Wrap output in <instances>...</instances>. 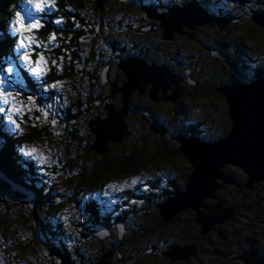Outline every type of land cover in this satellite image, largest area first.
<instances>
[{"label": "rangeland", "instance_id": "obj_1", "mask_svg": "<svg viewBox=\"0 0 264 264\" xmlns=\"http://www.w3.org/2000/svg\"><path fill=\"white\" fill-rule=\"evenodd\" d=\"M149 1L87 0L80 11L70 4L65 5L67 14L80 19L71 18L72 31L82 30L76 39L77 46H71L78 56L72 64L76 71L66 76L62 72L63 62L46 54L51 52V47L44 48L35 40L43 29L41 24L47 26L42 14L48 9L54 11L51 17L54 27L62 23L54 0H48L40 12L29 0H21L19 9L13 7L6 22L13 51L7 58L0 57V93L3 94L0 109H4L0 111V132L7 130L10 138L21 136L27 117L37 115L39 126L42 130L48 127L45 128L48 133L37 141L16 144L0 159L8 162L18 177H27L30 165L34 164L36 177L32 168L29 178L49 194L45 206L52 211L42 210L43 219H40L44 221H37L39 224L31 234L30 227L36 225L37 219L29 214L24 203L29 204L32 200L28 198L32 192L35 196V192L19 183L26 191H12L7 187L9 184H5L8 176L0 168V264H101L104 258L107 264H264V178L248 186V175L240 167L227 163L222 167L225 178L217 179L216 188L202 199L199 207L208 215L211 207L220 214L223 209L224 217L206 230L208 224L202 226L197 222V212L192 208L171 215L165 213V217L160 212L161 206L177 192L186 191L189 180L184 175L191 172L192 164L184 156L174 157L172 162L164 161L163 146L159 143L163 145L161 140L166 136L161 137L154 129L149 133L154 123L160 126L157 130L165 129L163 135L168 128L170 145L176 137L184 135L179 131L202 129L203 134L198 136L205 141L221 139L229 132L231 120L225 98L213 90L255 81V72L264 71V28L251 19L253 13L264 12V0H198L210 14L219 18L232 15L238 17L237 23L228 22L223 28L206 23L192 28L183 25L184 33L174 31L167 39L163 37L161 21L143 17L135 4L140 2L146 6ZM153 1L168 5L182 0ZM162 10L169 12V9ZM17 13L25 27L28 23L38 25L23 32L26 47H21V34L16 32V27L20 26L14 24ZM84 22L95 33L82 27ZM186 31H190L189 36ZM61 32L68 33L62 28L50 32L47 44L55 47L54 40ZM116 46L125 48L123 55L127 58L117 59ZM59 47H62L60 43ZM138 47L143 52L139 53L141 56L154 58L153 62L162 67L177 63L176 73L167 67L181 79V86H189L187 92H183L185 97L179 90L175 100L169 98L176 87L171 81L165 85V90H157L155 96L159 98L155 100L149 97L148 89L152 85L148 83L151 87L144 84V91L139 93L142 97H138L136 89L130 93L123 109L121 86H116L115 82L124 77V72L116 67L128 61V54L137 55L132 53L137 52L132 48ZM41 48L45 49L44 53L40 52ZM147 49L149 53L145 52ZM225 52L236 57L241 67L239 73L234 71L233 63L222 56ZM25 55L29 57L27 62ZM37 67L41 71L34 73L32 69ZM50 69H55L59 76L51 79L47 86L44 78ZM24 72L39 82V92L26 86ZM98 74L102 81L106 78V82L99 84ZM190 78L196 84L186 83ZM108 82L113 83L110 88ZM88 94L104 108L97 110L89 104ZM4 96L8 97V104L3 102ZM78 99L81 104L86 103L79 107ZM13 102L20 109L19 114L12 110ZM109 106L114 110L110 111ZM112 112L120 117L117 125L114 121L112 125L119 136L98 152L95 144H99V138L92 122L103 120ZM68 113L71 115L67 116ZM142 147L145 150L141 159L149 161L142 168L103 178L96 185L89 184L92 169L100 167L102 161L116 165V161ZM3 149L0 136L1 152ZM16 156L22 160L18 161ZM89 209H92L91 214ZM102 218L114 223L110 228L104 224L108 230L99 228L103 231L101 236L94 225L102 223ZM118 223L122 228L118 229ZM43 227L51 233L49 239L43 234ZM61 241L66 243L64 252L58 249ZM172 247L186 250L180 251V255L178 252L167 255ZM185 253L189 255L184 257Z\"/></svg>", "mask_w": 264, "mask_h": 264}, {"label": "water", "instance_id": "obj_2", "mask_svg": "<svg viewBox=\"0 0 264 264\" xmlns=\"http://www.w3.org/2000/svg\"><path fill=\"white\" fill-rule=\"evenodd\" d=\"M146 13L149 17L157 18L161 21L160 24L163 28V37L165 39L171 37L174 31L184 33L182 31L183 25L192 28L195 24L206 23L210 25L217 24L220 28H223L228 22H237L236 17L219 18L210 14L204 7H198L193 3H187L182 7L171 8L168 13H157V11L152 9L146 10ZM253 14L251 19L264 28V13L255 12ZM127 60L128 61H122L119 64V68L125 73L127 79L126 83L119 88V92L125 103L123 106L124 110L127 100L129 99V94L135 88L142 89L140 85L141 82L150 83L152 85L150 89L152 98H154L152 94H156L159 89L165 90L167 88L165 85H169L171 81L172 83L174 82L176 87L169 98L175 100L179 95L178 91L181 90V88L178 84V77L171 74L168 68L156 64L147 65L138 57H130ZM135 60L143 64L141 70H138L136 67L129 69V62ZM144 75L145 77L147 76V81ZM216 90L224 96L228 106V114L231 120L229 132L221 139L215 141H205L201 139L200 136L194 134L178 137L180 153L192 164V170L188 177L189 183L187 182L186 184L185 192H177L175 196L169 197L166 203L161 206L160 211L161 214L166 217L165 213L171 215L179 213L184 209L192 208L197 212V222L199 221L202 226L208 224L205 228L203 227L204 230L221 218V216H225L223 209L220 214L218 210H214L215 207L209 209L210 215L203 214L199 210L202 199L210 196L216 188L217 179L225 178L222 171V167L225 164L230 163L240 167L248 175V186L264 178V78H256L255 81L248 83L222 86L220 88L218 87ZM108 109L110 111L114 110L112 106H109ZM118 115V113L115 114L112 112V114H109L108 117L103 120H93L92 123L96 126L94 130L97 132L99 138V144H95L97 146L96 151L100 152L104 148L103 146H106L109 141L115 142L116 138L119 136H116V134L119 133H116L115 127L112 129V125L114 124L113 121L116 125L118 123V119L120 118ZM114 119L117 120L115 121ZM159 127L160 126L154 123L151 129H154L155 132L159 131L161 135H163L165 129L161 127L160 130H157ZM2 177L4 178V175ZM9 181L11 183H9ZM9 181L6 180L5 184L8 183L9 186L7 187L12 191L16 190L22 192L25 190L20 188L19 185H15L11 179H9ZM33 194L32 192L30 195L31 198H28L32 200L28 202L32 208L35 206L36 200ZM165 217L163 218L167 221L168 218ZM117 225L118 229L122 228L120 223ZM94 226L96 233L101 236L103 231L98 230L99 228L108 230L107 226L103 223L95 224ZM184 250L186 249H174L172 247L167 255L172 256V254L176 252L180 255V251ZM188 255L189 253H185L184 257ZM106 262V258H104L100 263L107 264Z\"/></svg>", "mask_w": 264, "mask_h": 264}, {"label": "trees", "instance_id": "obj_3", "mask_svg": "<svg viewBox=\"0 0 264 264\" xmlns=\"http://www.w3.org/2000/svg\"><path fill=\"white\" fill-rule=\"evenodd\" d=\"M20 1L21 0H0V57L5 56L7 58L8 54H11V51H13L12 50V43L13 42L11 41V39L9 38V35L7 33L6 22L11 17L13 7L18 8ZM86 1L87 0H54L55 7L56 6L58 7V15L61 17L63 24L61 23L58 25V27L57 26L54 27L53 20L51 18L54 16V11H50L48 9L46 13L42 14L44 17V21L46 22L47 26L41 24V28H43V29H42L41 33H37L38 39L35 38V40L39 41V42L37 41V43H40L41 45H43L44 48L49 47V46L51 47L49 49V50H51V52L46 53L47 55H50L51 58H55V59H58L60 62L61 61L63 62V64H62L63 65V71L62 72H63V75H65V76L69 73H73V71H76L72 64L78 60V56H77V53L75 50H73V51L71 50V46H77V44L75 45L76 39H79V37L81 36L79 34L82 31V30H79V32H77L75 30L72 31L71 28H72L73 22L71 21V18L76 16L77 21H79L80 19H79V17H77V15L67 14L65 12V5L70 4V5L74 6L75 9L79 8V11H80L83 8L82 6L85 4ZM91 1L93 2V0H91ZM94 4H95V1H94ZM261 13H264V12H261ZM81 26L84 28H87L90 32L95 33V32H93V29L89 28L88 24H85V22ZM61 28H62V30H65V31L67 30L68 33L61 32L59 34V36L55 38V40H54L55 47H53L50 43L47 44L46 39L49 37L48 35H50V32H54V31L56 32V30H60ZM35 33H36V30H35ZM59 43L61 44L62 47H59ZM124 49H125L124 47L116 46L115 51H117L118 54H116V52H115V55H116L118 60L124 54ZM134 49L136 50V48H134ZM44 50L45 49L42 50V48H41L40 52L44 53L45 52ZM147 51H149V49ZM225 54H226V52H225ZM232 62H233V64L239 66V62L236 60V57H234L232 59ZM117 63H118V61H117ZM161 63H163V61H161ZM0 66H1V63H0ZM116 68H119V67L117 66ZM46 73L47 74L45 75L44 79H45V81H47V83H45V84L47 86H49V84H51V81L55 77L59 76V73L55 69H50ZM99 74L97 75V79H98L97 82H99V84H100V82L102 83V79L100 78ZM258 76L264 77V71H261V70L256 71L254 78L258 77ZM24 77H25L24 81L26 83V86L28 88H30L31 90L35 89L34 91L39 92V90L37 89L39 82L34 78L26 76V72H24ZM10 81H12V80H10ZM32 84H34V86H31ZM216 89L217 88H215L213 91L215 93H219V92H217ZM32 93L33 92L30 91V94H31L30 96H33ZM102 95L105 96V93ZM35 96H37V95L34 94V97ZM87 99H86V101L89 104L94 105L95 108H97V110L98 109L101 110L102 108H104L103 105H98L95 102V99H93L90 94H88ZM76 102H78L79 107L83 106V104L86 103V102H82V104H81V101H79V99ZM67 111H68V109H67ZM69 115H71V113H68L67 116H69ZM68 119H71V118L68 117ZM26 121H27L26 128L23 130L24 133L21 136H13L12 138H10L9 137L10 135H9L7 130L2 131L3 133L0 132L2 146L5 148L2 150V152L0 150V158H2L4 153L7 152V150L11 149L16 144L18 146L21 144L22 141L23 142L26 141V143H27V141L31 142V140L37 141L42 137V134L44 135L45 132L48 133V130H46V129H48V127H43V130H42V128L39 126V121H38L37 115H35V116L31 115V116L27 117ZM150 130L153 132V130L151 129V126L149 128V133H151ZM203 132H204V130H202V129L198 130V131H186V132L185 131H179V133H184V135H191V134L202 135ZM162 136H166V137L164 138ZM168 136H169L168 134L161 135V137H162L161 142H163V145L161 143H159L161 146H163L161 152H162V155L164 156V161L172 162L175 160L174 157L183 158V155L179 151V142H177V143L175 142V141H178L177 137L174 139L173 138V137H175L174 135H173V137L170 136L171 139L175 140V141L172 140L173 144H171L169 142L171 145V147H170V145H168V142H167ZM165 142H166V144H165ZM88 144H90V142ZM164 145H166V146H164ZM172 146H174V147H172ZM143 149L145 150V148H143V147H142V149L140 148L138 150L134 149L131 154H127L124 156L123 159H119L120 161H116L118 163L116 165H113L111 162L102 161L100 167H94L92 169V173L90 174L91 177L89 178V184L90 185H96L103 178L117 177V176H120L122 173H127V172L130 173L132 170H138L139 168H142L147 162H149L148 160L141 159L142 153L144 151ZM16 158L18 161L22 160V158H20V156H16ZM153 159H155V158H153ZM9 160H11V159H9ZM0 168L14 182H16L17 184L18 183L22 184V185L26 186L25 188L35 192V198H36L35 206L32 208L29 204L24 203V205L27 206V209L30 212L29 214H31L35 220L37 219L36 225L35 226L32 225L30 227V230L32 231L31 234L34 233L35 227L37 226V224H39V223H37V221H39V222L44 221V220H41V219H43L42 218V214H43L42 210L45 208V210L48 209V212L52 211V208H49V207L47 208L45 206L46 205L45 203H47L49 201V199H48L49 194H47L46 192L44 193L41 185H37V183L34 184V180L29 178V172L32 170V168L35 172V177H36V173H37V171H35L36 166L34 164L30 165V171L27 173V175H28L27 177H25V176L24 177H21V176L18 177L17 175H14V173L12 172L8 162L4 163L1 159H0ZM188 173L190 174V172H187V174L185 175L186 179H188V176H189ZM32 181H33V183H32ZM130 197H132V194L129 196V198ZM21 205H23V204H21ZM89 213L90 214L92 213V209H89ZM40 217H41V219H40ZM95 219H96V217H95ZM101 220L102 221L95 220V222L100 221L103 224H106L107 226H109V228H110V226L112 227V225L114 223L113 221H110V220H107L104 218H102ZM111 229H113V228H111ZM43 234L46 235L47 238H48V236L49 237L51 236V233L48 232L45 227H43ZM49 243H50V241H49ZM60 244H61L60 246L58 245L59 250H61L63 252L65 250H67L66 243L64 241H61Z\"/></svg>", "mask_w": 264, "mask_h": 264}, {"label": "flooded vegetation", "instance_id": "obj_4", "mask_svg": "<svg viewBox=\"0 0 264 264\" xmlns=\"http://www.w3.org/2000/svg\"><path fill=\"white\" fill-rule=\"evenodd\" d=\"M128 1H130V0H128ZM187 3H193V4H195L196 6H198V7H203L199 2H198V0H182L181 2H179V3H176V2H171V3H169L168 5L167 4H164V3H162V4H157V3H155L153 0H151V1H149V5H146V6H144L142 3H140V2H135V4H137V6H138V9H139V11L141 12V14L143 15V17L145 16V17H148L149 19L148 20H150V19H156V18H151V17H149L148 15H147V13H146V10H155V11H157V13H163L164 11L162 10L163 8H165V10H168V9H171V8H175V7H182L183 5H185V4H187ZM166 5V6H165ZM150 7L151 9H147V7ZM159 8H161V10L159 9ZM216 16H219V15H216ZM221 17H225V16H221ZM227 18H229V17H232V15L231 16H226ZM237 18V21H238V17H236ZM152 21H155V20H152ZM158 21L160 22V20L158 19ZM237 23V22H236ZM157 25V24H156ZM155 24H154V26H156ZM150 27H151V25H149ZM212 26H215V24L214 25H212ZM153 27V26H152ZM142 29V28H141ZM184 31V30H183ZM189 33H190V31H186V33L185 34H187L188 36H189ZM192 37V36H191ZM132 49H134V48H132ZM148 50V49H147ZM145 51V52H150V49H149V51ZM135 51H137V52H132V53H138L137 55H133V54H128V55H130L129 57H131V56H134V57H138V58H140V59H142V60H144L148 65H151L152 63H154V64H156L157 62H153V60H155L154 58H151V57H149V56H141V54H139V53H143L142 51H140L139 50V47L138 48H136V50ZM219 51V50H218ZM220 52V51H219ZM123 56V58H127L126 56L127 55H122ZM222 56H224L225 58H227V60L226 61H228V62H230V63H233L232 62V59H233V57H231V56H229V55H227V54H222ZM121 58V57H120ZM159 60V59H158ZM160 62H161V60H159ZM159 64V66H160V63H158ZM158 64H156V65H158ZM176 64L177 63H173V65L172 66H170V64L169 65H165V67H169L170 68V70H172L173 71V73H176V67H174V66H176ZM163 65V64H162ZM235 67V69H234V71H236L237 73H239L240 71H241V68L239 67V66H237V65H235V64H233ZM167 67V68H168ZM171 72V71H170ZM253 76H255V75H253ZM258 77H260V76H258ZM258 77H255V79L256 78H258ZM119 79V78H118ZM117 79V80H118ZM106 78H105V81H102V84L104 83V82H106ZM146 80V79H145ZM180 80L181 79H179L178 78V84L180 85V88H181V93H182V95L185 97V93L187 92V90H188V88H189V86L188 85H183V86H181V82H180ZM184 80V79H183ZM198 80V79H197ZM115 81H116V79H115ZM126 81H127V79H126V76H125V73H124V77H122V78H120V80H118V81H116L115 82V84H116V86H123L125 83H126ZM147 81V80H146ZM191 82H195L194 84H196V81H194V80H192L191 78L190 79H188L187 81H186V83H189V84H191ZM199 82V81H198ZM111 84H113L112 82H108V86H109V88H110V86H112ZM119 84V85H118ZM146 85V87H148V86H150V84L148 85V83H145V82H141V86H142V89L141 88H136V91H137V95H138V97H142L140 94H141V92H143L144 91V89H145V85ZM151 87V86H150ZM149 87V88H150ZM113 88V87H112ZM135 91V90H134ZM150 92V89H148V93ZM183 92H185V93H183ZM140 93V94H139ZM180 93V94H181ZM119 95H120V93H118ZM189 95V94H188ZM188 95H186V96H188ZM109 96H111V95H109ZM152 96L154 97L153 99H155V100H158V96H155V94H152ZM129 97H130V95H129ZM149 97H151V94H149ZM120 98H121V95H120ZM144 102V101H143ZM166 134H168V128H167V133ZM178 139V138H177ZM189 174V173H188ZM185 176V175H184ZM172 182V181H171ZM245 260V262H246V259H244ZM261 262V261H260ZM263 263H264V261H262ZM246 264V263H245Z\"/></svg>", "mask_w": 264, "mask_h": 264}, {"label": "snow or ice", "instance_id": "obj_5", "mask_svg": "<svg viewBox=\"0 0 264 264\" xmlns=\"http://www.w3.org/2000/svg\"><path fill=\"white\" fill-rule=\"evenodd\" d=\"M30 3H33L34 6H35V10L37 12H40V11H43L44 10V7H45V4L48 3V0H29ZM59 22V21H58ZM14 24H20L19 27H16V32L18 34H21V41H20V44H21V47H26L24 41H25V37L23 36V32L25 31H31L32 29L36 28L38 25L37 24H32V23H28L27 24V27H25L22 23H21V18H20V14L17 13V21L14 22ZM27 39L30 41L31 40V37H27ZM24 60L27 62L29 60V57L28 55H25L24 57ZM38 64L41 63L40 61L37 62ZM11 71V70H9ZM32 71L34 73H38L41 71V69L39 67L37 68H33ZM0 95H3L2 93H0ZM29 100H31V97H29ZM3 102L5 104H8V97L7 96H4V100ZM4 109H0V111H3ZM14 112H16L17 114H19V111L20 109L17 108L15 106V103L13 102V109H12ZM8 119L11 121L12 120V117L9 116ZM17 127H19V125H17ZM32 151H35L34 149Z\"/></svg>", "mask_w": 264, "mask_h": 264}, {"label": "bare ground", "instance_id": "obj_6", "mask_svg": "<svg viewBox=\"0 0 264 264\" xmlns=\"http://www.w3.org/2000/svg\"><path fill=\"white\" fill-rule=\"evenodd\" d=\"M197 25H202V24H197ZM221 58V57H220ZM129 65H130V68L129 69H133V67H136L138 70H141L142 68V66H143V64H141V63H138V61L137 60H135V61H130L129 62ZM144 77H145V75H144ZM147 78V76L145 77V79ZM136 89V88H135ZM134 89V90H135ZM130 95V94H129ZM9 178V177H8ZM10 179V178H9ZM12 180V179H11ZM13 181V180H12ZM14 182V181H13ZM14 184L16 185V183L14 182ZM25 184V183H24ZM18 185V184H17ZM34 195V194H33Z\"/></svg>", "mask_w": 264, "mask_h": 264}]
</instances>
